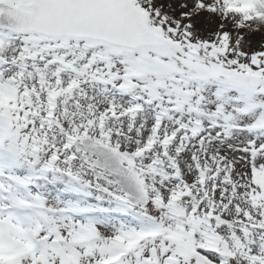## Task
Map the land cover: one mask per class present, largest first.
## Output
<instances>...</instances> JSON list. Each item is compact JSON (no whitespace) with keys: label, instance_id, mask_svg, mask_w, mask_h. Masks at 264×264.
Segmentation results:
<instances>
[{"label":"snow or ice","instance_id":"obj_1","mask_svg":"<svg viewBox=\"0 0 264 264\" xmlns=\"http://www.w3.org/2000/svg\"><path fill=\"white\" fill-rule=\"evenodd\" d=\"M254 33L264 0H0V264H264Z\"/></svg>","mask_w":264,"mask_h":264},{"label":"rangeland","instance_id":"obj_2","mask_svg":"<svg viewBox=\"0 0 264 264\" xmlns=\"http://www.w3.org/2000/svg\"><path fill=\"white\" fill-rule=\"evenodd\" d=\"M217 23L218 22L215 19L208 20L206 18H201V20H200V26H201L202 33L204 35H208L209 32L215 31L216 30V27H217ZM249 38L252 41V45L254 47H258L260 41L262 39H264V36H262L259 33H254Z\"/></svg>","mask_w":264,"mask_h":264}]
</instances>
